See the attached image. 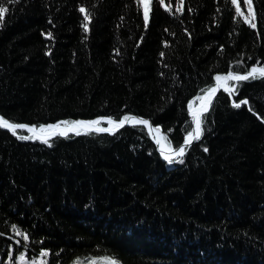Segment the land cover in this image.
Returning a JSON list of instances; mask_svg holds the SVG:
<instances>
[{"label":"trees","instance_id":"obj_1","mask_svg":"<svg viewBox=\"0 0 264 264\" xmlns=\"http://www.w3.org/2000/svg\"><path fill=\"white\" fill-rule=\"evenodd\" d=\"M0 3L12 124L137 116L176 149L217 75L264 68V0L248 23L245 0H153L147 27L137 0ZM224 84L172 164L138 125L48 143L0 129V264H264V77Z\"/></svg>","mask_w":264,"mask_h":264},{"label":"snow or ice","instance_id":"obj_2","mask_svg":"<svg viewBox=\"0 0 264 264\" xmlns=\"http://www.w3.org/2000/svg\"><path fill=\"white\" fill-rule=\"evenodd\" d=\"M9 2H14V0H9ZM153 0H137V3L139 5H142L144 8V26L147 27L148 23H149V5L152 4ZM180 2L182 3L183 0H180ZM231 3L233 5H237V0H231ZM245 3L248 5L249 11H250V16L249 17H245V22L248 23L249 19L254 20L255 16L254 14L251 13V0H245ZM160 4L163 6L164 4V0H160ZM167 10V9H166ZM7 11V9L2 5V3H0V24H2V22L5 19V12ZM79 11L81 13H85V9L83 7H81L79 9ZM240 8L237 6V15H240ZM84 20L87 21L89 20V15H85L84 16ZM84 27V30L87 31V24L82 25ZM250 27L255 28L256 24L255 23H251ZM51 33L48 34L49 37H51ZM117 54H119L117 52ZM161 55L163 56V53H161ZM249 77H251L252 79H256L258 77H264V68H256L253 67L251 69L250 72H248L247 75H234L233 72L229 71V73L227 74L226 77H220V76H216L215 79L218 82L217 83V88L221 86L220 81L224 80L227 81L229 79L232 80H236V81H241V80H247L249 79ZM217 88H210L206 91L205 96L203 98L204 101H206L202 108H201V112H206L208 110V105L211 104L212 102V97L215 95ZM225 90L226 91H230V89L227 88V86L225 85ZM248 101L247 100H241L239 103H233V107L234 108H240L242 104H247ZM192 105L191 103L189 104V108L191 109ZM103 119V118H101ZM128 117H125L124 119H121L119 121L118 124L114 125V122L108 118L107 119V123L110 125L111 127H115V128H119L122 127L125 123L126 120H128ZM101 120H92V121H61L57 124L54 125H41L39 131L43 132L46 128L47 129H60L61 126H67L68 129L74 131V133L76 135H80L81 131L80 129H86L87 131H103V132H109V134H112V132L110 131V128H99V124H100ZM136 123L138 124H143V125H148V121L146 120H137ZM194 123H195V127L193 128L192 131H189L187 133V136L184 138V146H178L175 150H173L171 148V146L168 147L167 151H165L164 149H161V154L163 156V158L169 163L172 164L174 162V157H182L186 151V147L187 145H189L191 143V141L193 139L198 140L202 134L201 131V125L203 123V121L200 118L199 114H194ZM0 128H7L9 129L14 135H15V131L16 129H24L27 128L26 125H22V124H12L9 123L7 120L0 118ZM27 130L29 132H33L35 131L34 128H27ZM156 131L158 132L159 129L157 128ZM56 135H63V136H67V130L62 131V132H56L54 133ZM19 139H30L32 137L29 136H20L18 137ZM36 139H40L42 143H48V137H41V136H36ZM157 143H159V141H157ZM51 146V145H49ZM205 151H207V149H204ZM176 163H183V160L181 159H176L175 160ZM13 228L15 229V226H13ZM19 234V233H18ZM25 240L28 239V237L25 235L23 237ZM41 255H47L46 252H42ZM21 260L24 259L23 256L20 257ZM106 264H118V261H116L115 259H111V260H106Z\"/></svg>","mask_w":264,"mask_h":264},{"label":"water","instance_id":"obj_3","mask_svg":"<svg viewBox=\"0 0 264 264\" xmlns=\"http://www.w3.org/2000/svg\"><path fill=\"white\" fill-rule=\"evenodd\" d=\"M254 67V66H253ZM253 67H251L250 69H249V72L251 71V69L253 68ZM256 68H260V67H256ZM248 74V73H247ZM246 74V75H247ZM217 76H220V77H223L222 75H217ZM227 75H224V77H226ZM251 77H249V79H250ZM249 79H247V80H249ZM247 80H241V81H236V80H232V79H229V81H232V82H235V83H238V82H244V81H247ZM214 87L213 88H217V81H216V79H214ZM220 84H221V86L220 87H218L217 88V91H216V93H215V95L212 97V102H211V104H209L208 105V110L206 111V112H201V114H200V118H201V120H202V117L205 115V114H207L208 112H209V110H210V108H211V106H212V104H213V101H214V98H215V96L218 94V92H220V91H226L225 90V84H222L221 82H220ZM204 97V96H203ZM196 107V106H195ZM197 108V107H196ZM195 108V109H196ZM195 109H191L190 110V112H189V116H190V118H191V122H192V130H193V128H194V126H195V123H194V119H193V111L195 110ZM1 118V117H0ZM129 119L128 120H126L125 121V123H124V125L122 126V127H119L118 129L117 128H114V129H110V131L112 132V134H109V132H103V131H87L86 129H80V131L81 132H86V133H96V134H109V135H114V134H116L119 130H121L122 128H124V127H128V126H131V125H138V126H142V127H144L145 129H146V131H147V133H148V135H149V137H150V139L153 141V143H154V145H155V147H156V149H157V151H158V153L161 155V157L163 158V156H162V154H161V149H164L165 151H167V149H168V146L165 144V142H164V140H163V137H162V135H161V133H160V131H156V129L157 128H155L148 120H146V121H148V125H143V124H138V123H136V121L137 120H145V119H143V118H141V117H137V116H131V117H128ZM27 126V128H34V127H32V126H29V125H26ZM27 128H24V130H26L27 132H29L28 130H27ZM100 128V127H99ZM0 129H3V130H6V131H10L9 129H7V128H0ZM35 129V131H33V132H29L30 134H32L33 136H41V137H48V140L50 139V138H52V137H56V136H59V137H67V136H70V135H72V134H75L74 133V131H72V130H70V129H68L67 127H65L63 130L62 129H55V130H44L43 132H41V131H39V129H36V128H34ZM65 130H67V136H63V135H56V134H54V133H56V132H62V131H65ZM191 130V131H192ZM154 131L155 132H157V133H159V136H160V139L161 140H158L157 138H156V135L154 134ZM34 137V138H35ZM36 139V138H35ZM38 140H40V139H38ZM157 141H159V143H157ZM161 141V142H160ZM195 141H197L196 139H193L192 141H191V143L189 144V145H187V146H185L186 148L187 147H190ZM163 145V146H162ZM181 146H184V142L181 144ZM173 150H175V149H173Z\"/></svg>","mask_w":264,"mask_h":264},{"label":"rangeland","instance_id":"obj_4","mask_svg":"<svg viewBox=\"0 0 264 264\" xmlns=\"http://www.w3.org/2000/svg\"><path fill=\"white\" fill-rule=\"evenodd\" d=\"M222 84H224V80H221L220 81ZM203 98V97H202ZM206 101H204L203 99H201L200 100V102H199V104L198 105H196V107H198L200 104H202V103H205ZM196 107H193L192 108V110L193 109H195ZM33 138L35 137V136H33L32 134H30ZM175 158V157H174ZM164 159V158H163ZM106 260L107 259H99V260H95L94 262H92L91 264H106ZM119 264V263H118Z\"/></svg>","mask_w":264,"mask_h":264},{"label":"bare ground","instance_id":"obj_5","mask_svg":"<svg viewBox=\"0 0 264 264\" xmlns=\"http://www.w3.org/2000/svg\"><path fill=\"white\" fill-rule=\"evenodd\" d=\"M203 104L204 103H202V104H200L194 111H193V119H194V114H201V108H202V106H203ZM195 127V126H194ZM154 134L156 135V138L158 139V140H161L160 139V136H159V133H157V132H155L154 131ZM161 142V141H160ZM163 146V145H162Z\"/></svg>","mask_w":264,"mask_h":264}]
</instances>
